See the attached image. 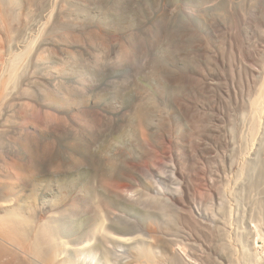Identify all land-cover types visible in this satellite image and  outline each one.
Returning <instances> with one entry per match:
<instances>
[{"label": "rangeland", "instance_id": "rangeland-1", "mask_svg": "<svg viewBox=\"0 0 264 264\" xmlns=\"http://www.w3.org/2000/svg\"><path fill=\"white\" fill-rule=\"evenodd\" d=\"M262 38L264 0H0V216L72 264H135L112 237L156 231L177 264H264Z\"/></svg>", "mask_w": 264, "mask_h": 264}, {"label": "bare ground", "instance_id": "bare-ground-1", "mask_svg": "<svg viewBox=\"0 0 264 264\" xmlns=\"http://www.w3.org/2000/svg\"><path fill=\"white\" fill-rule=\"evenodd\" d=\"M263 39V38H262ZM264 40V39H263ZM261 45V44H260ZM253 47V46H252ZM249 50V49H248ZM257 55H261V54H257ZM247 56H248V54H247ZM262 56H263V54H262ZM261 57V56H260ZM248 58V57H247ZM251 62V61H250ZM262 62V61H261ZM258 64H260V62L258 63ZM245 65V64H244ZM252 66V65H251ZM256 66V65H255ZM249 67V66H248ZM258 67V66H257ZM252 68H253V66H252ZM260 69H261V67H260ZM262 70V73H260V74H262L261 76H262V78H263V80H261V82L258 84V86H256V89H255V92H253L254 94H253V97L251 98H249L248 100H245V101H247V102H245L244 104L243 103H241V104H243L244 106V109L245 110H247L249 113H250V115H251V118H252V122L255 124V122H258L259 120H260V117H261V113L263 114V112H264V67H263V69H261ZM254 71V70H253ZM215 72V71H214ZM217 72V71H216ZM215 72V73H216ZM219 73V72H218ZM256 73V72H255ZM258 73V74H259ZM259 74V75H260ZM210 75V74H209ZM214 75V74H213ZM224 76V75H223ZM256 76V75H255ZM257 77V76H256ZM208 78V77H207ZM223 78V77H222ZM221 77H219V76H213V78H211L210 79V81L208 82V84L211 86V87H215L219 92H217V93H219V95H218V97L219 96H221V94L222 93H224V89H223V86L220 84V80L222 79ZM258 78H259V76H258ZM258 78H257V80H258ZM223 79H226V77H224ZM223 82H224V80H223ZM225 86V85H224ZM253 86V85H252ZM210 87V88H211ZM209 88V89H210ZM226 88V87H225ZM228 88V87H227ZM211 89H213V88H211ZM248 89V88H247ZM228 90V89H227ZM211 92H213V91H211ZM228 92V91H227ZM247 92V91H246ZM214 93V92H213ZM212 93V94H213ZM250 93V92H249ZM244 94V93H243ZM248 94V93H247ZM207 95V94H206ZM216 95V94H215ZM226 95V94H225ZM229 95V94H228ZM251 96V95H250ZM216 97V96H215ZM217 97V98H218ZM226 97V96H225ZM245 97H246V95H245ZM216 98V99H217ZM220 98H222V97H220ZM229 98V97H228ZM223 99H224V97H223ZM222 99V100H223ZM226 99V98H225ZM244 99V98H243ZM246 99H247V97H246ZM227 100V99H226ZM234 100H236V99H234ZM233 99H232V101H234ZM231 101V102H232ZM216 102V101H215ZM221 102V101H220ZM223 102V101H222ZM221 102V103H222ZM228 102V101H227ZM226 102V103H227ZM235 102H237V101H235ZM235 102H234V104H235ZM240 102V101H239ZM211 103V102H210ZM220 103V104H221ZM226 103H225V105H226ZM228 103H230V100H229V102ZM219 104V103H218ZM217 104V105H218ZM224 104V103H223ZM239 104V103H238ZM209 105V104H208ZM207 105V106H208ZM212 105V104H211ZM214 105V104H213ZM222 105V104H221ZM220 105V106H221ZM240 105V104H239ZM205 106V105H204ZM224 106V105H223ZM228 106H230V105H228ZM234 106V105H233ZM213 107H215V106H212V109H213ZM242 107V106H241ZM208 108V107H207ZM235 108V107H234ZM237 108V107H236ZM221 109V108H220ZM206 110V109H205ZM231 110H232V108H231ZM207 111V110H206ZM210 111V110H209ZM216 111H217V109H216ZM239 111V110H238ZM241 111V110H240ZM211 112V111H210ZM222 112V111H221ZM230 112H233V110L232 111H230ZM209 113V112H208ZM216 113H218V112H216ZM242 113H243V109H242ZM219 114V113H218ZM230 114V113H229ZM233 114V113H232ZM231 114V115H232ZM246 114V113H245ZM244 114V115H245ZM211 115V114H210ZM213 115V114H212ZM239 115V114H238ZM238 115H237V117H238ZM219 117L218 115H216L215 114V117ZM239 116H241V115H239ZM243 116V115H242ZM247 116H249V115H247ZM228 117V116H227ZM226 117V118H227ZM240 118V117H239ZM238 118V119H239ZM246 118V117H245ZM248 118V117H247ZM263 118V117H262ZM219 119V118H218ZM221 119V118H220ZM230 119V118H229ZM232 119H233V117H232ZM242 119V118H241ZM240 119V120H241ZM244 119V118H243ZM243 119H242V121H243ZM216 120V119H215ZM231 121V120H230ZM228 122H229V120H228ZM264 122V121H263ZM227 123V122H226ZM226 123H225V125H226ZM236 122H234V124H235ZM243 123V122H242ZM241 123V124H242ZM251 122H249L248 124H250ZM262 123V122H261ZM239 124H240V122H239ZM259 124V123H258ZM228 125V124H227ZM231 125V124H230ZM232 125H233V122H232ZM247 125V124H246ZM245 125V126H246ZM257 125V124H256ZM263 125V124H262ZM224 126V125H223ZM244 126V125H243ZM248 126V125H247ZM213 127V126H212ZM227 127V126H226ZM231 127V126H230ZM237 127V126H236ZM241 127V126H240ZM239 127V128H240ZM249 127H250V125H249ZM259 127H260V125H259ZM264 127V126H263ZM211 128V127H210ZM222 128V127H221ZM238 128V127H237ZM245 129H246V127H244ZM255 128V127H254ZM224 129V128H223ZM236 129V128H235ZM241 129V128H240ZM244 129V130H245ZM213 130V129H212ZM225 130V129H224ZM226 130H228V127H227V129ZM233 130V129H232ZM248 130V129H247ZM264 130V129H263ZM262 130V131H263ZM217 131V130H216ZM220 131H222V130H220ZM228 131H230V130H228ZM241 131V130H240ZM256 131V130H255ZM213 132L214 131H212V134H213ZM233 132V131H232ZM231 132V133H232ZM235 132V131H234ZM246 132V131H245ZM215 133V132H214ZM220 133V132H219ZM228 133H230V132H227V134ZM236 133V132H235ZM242 133H243V131H242ZM218 134V133H217ZM221 134H223V133H221ZM224 134H226L225 132H224ZM233 134V133H232ZM232 134H229V136H231ZM239 134V133H238ZM247 134V133H246ZM215 135V134H214ZM245 135V134H244ZM237 136V135H236ZM216 137V136H215ZM222 137V136H221ZM235 137V136H234ZM220 138V137H219ZM256 138V137H255ZM261 138V137H260ZM224 139V138H223ZM248 139H249V134H248ZM257 139H259L258 137H257ZM262 139V138H261ZM216 140V139H215ZM224 140H226V139H224ZM242 140H244V139H242ZM246 140H247V137H246ZM246 140H244V141H246ZM219 141H220V139H219ZM243 141V142H244ZM250 141V140H249ZM257 141V140H256ZM221 142V141H220ZM239 142V141H238ZM247 142H248V140H247ZM254 142V141H253ZM262 142H264L263 140H262ZM207 143V142H206ZM219 143V142H218ZM245 143V142H244ZM251 143V142H250ZM249 143V144H250ZM260 144L258 145L257 144V146H261V148H260V152H262L263 150H262V145H263V143H261V142H259ZM212 144V143H211ZM210 144V145H211ZM222 144V143H221ZM231 144H233V143H231ZM243 144V143H242ZM230 145V144H229ZM237 145V144H236ZM241 145V144H240ZM253 145V144H252ZM222 146V145H221ZM212 147V146H211ZM216 147V146H215ZM228 147V146H227ZM226 147V145H225V148H227ZM238 147H239V145H238ZM241 147V146H240ZM229 148H231L230 146H229ZM242 148V147H241ZM245 148V147H244ZM254 148V147H253ZM252 148V149H253ZM264 148V147H263ZM210 149V148H209ZM213 148H211V150H212ZM221 149V148H220ZM254 149H259V148H254ZM214 151H216L215 149H213ZM219 150V149H218ZM222 150V149H221ZM220 150V151H221ZM206 151H208V150H205V151H203V152H206ZM223 151V150H222ZM228 151V150H227ZM231 151H233V150H231ZM236 151H238V150H236ZM235 151V152H236ZM241 151V150H240ZM211 152V151H210ZM217 152V151H216ZM224 152H226V151H224ZM214 153V152H213ZM234 153V152H233ZM218 154H219V152H218ZM238 154H240V153H238ZM175 155V154H174ZM214 155V154H213ZM224 155V154H223ZM233 155V154H232ZM245 155V154H244ZM206 156V155H205ZM219 156V155H218ZM229 156L231 157V155L229 154ZM235 156H237V153H236V155ZM240 156V155H239ZM252 156V155H251ZM203 157V156H202ZM217 157V155L215 156V158ZM226 157V156H225ZM253 157V156H252ZM204 158V157H203ZM214 158V159H215ZM218 158V157H217ZM232 158V157H231ZM249 158V157H248ZM208 159H212V157L211 158H208ZM207 158H205V160H208ZM247 159V158H246ZM220 160V159H219ZM209 161V160H208ZM208 161H207V163H208ZM213 161V160H212ZM214 161H217V160H214ZM225 161V160H224ZM227 161H229V160H227ZM235 161V160H234ZM234 161H233V163H234ZM260 161V160H259ZM230 162V161H229ZM178 163V162H177ZM212 163H214V162H212ZM216 163V165H217V162H215ZM214 163V164H215ZM225 163V162H224ZM235 163H236V161H235ZM210 164V163H209ZM222 164V163H221ZM259 164V163H258ZM212 165V164H211ZM256 165V164H255ZM213 166H215V165H213ZM213 166H211V167H213ZM239 166V165H238ZM236 167V168H239V167ZM263 166V165H262ZM210 167V168H211ZM264 167V166H263ZM211 169H213V168H211ZM215 169H216V166H215ZM218 169V168H217ZM173 170V169H172ZM177 169H175L174 171H176ZM234 170V169H233ZM237 170V169H236ZM257 170V169H256ZM212 171V170H211ZM245 172V171H244ZM217 173V172H216ZM232 173V172H231ZM172 175V174H171ZM223 175V174H222ZM177 176L178 177H180L179 179H184V181H186L185 180V178H182V175H180L179 173H177ZM183 176H185V175H183ZM212 175H210V177H211ZM242 176V175H241ZM240 176V177H241ZM176 177V176H175ZM238 177V176H237ZM239 177V178H240ZM258 177H259V175H258ZM167 178V177H166ZM174 178V177H173ZM177 178V177H176ZM238 178V179H239ZM259 178H261V176L259 177ZM235 179V178H234ZM241 179V178H240ZM239 179V180H240ZM170 180V179H169ZM178 181V180H177ZM183 181V180H182ZM218 181V180H217ZM236 181H237V179H236ZM208 182V181H207ZM210 182H211V180H210ZM212 182H214V181H212ZM216 182V181H215ZM209 183V182H208ZM242 183V182H241ZM261 183V182H260ZM182 184V183H181ZM187 184V183H186ZM186 184H185V186H186ZM212 184V186H213V183H211ZM253 184V183H252ZM216 185H217V183H216ZM260 185V184H259ZM177 186H179V185H177ZM218 186V185H217ZM182 187H183V185H182ZM248 187V186H247ZM178 188V187H177ZM187 188V187H186ZM221 188V187H220ZM213 189V188H212ZM215 190H216V187L214 188ZM187 190H188V188H187ZM213 191V192H218V190L217 191ZM225 190V189H224ZM221 191V190H220ZM219 191V192H220ZM257 191V190H256ZM174 192H175V190H174ZM212 192V191H211ZM210 193V192H209ZM224 193V192H223ZM262 193V192H261ZM175 194H178V193H176L175 192ZM217 194V193H216ZM189 195V194H188ZM177 196V195H176ZM186 196H187V193H186ZM195 196V195H194ZM172 199H173V202H175L174 200H176L175 198L176 197H174V194H172L171 196H170ZM188 197V196H187ZM208 197H211L210 196V194H208ZM215 197V196H214ZM216 197H217V195H216ZM220 198L222 197L221 195L219 196ZM224 197H225V195H224ZM255 197V196H254ZM177 198H178V196H177ZM189 198V197H188ZM151 199V198H150ZM207 199V198H206ZM212 199V198H211ZM261 199H262V197H261ZM221 200V199H220ZM185 201V200H184ZM212 201V200H211ZM217 201H219V200H217ZM173 202H171V203H173ZM178 202H180V201H178ZM177 202V203H178ZM190 202H192L191 201V199H190ZM184 203V202H183ZM187 203H188V201H187ZM223 203V202H222ZM253 203V202H252ZM174 204V203H173ZM181 204H182V202H181ZM180 204V205H181ZM194 204V203H193ZM208 204V203H207ZM213 204V203H212ZM261 204H263V203H261ZM12 205V204H11ZM9 203H6V202H0V211H6V213H8L9 211H10V206H11ZM164 205V203L162 204V206ZM184 205V204H183ZM186 205V204H185ZM184 205V206H185ZM173 206H175V208H177V204L176 205H173ZM172 206V207H173ZM182 206V205H181ZM190 206V205H189ZM188 206V207H189ZM218 206V205H217ZM164 207H166L165 205H164ZM168 208H170V207H168ZM174 208V207H173ZM186 208H187V206H186ZM212 208V207H211ZM181 209V208H180ZM262 209H263V207H262ZM261 209V210H262ZM165 210H166V208H165ZM177 210V209H176ZM178 211V210H177ZM257 212V211H256ZM5 213V212H4ZM172 213V212H171ZM203 213V212H202ZM252 213V212H251ZM175 214V213H174ZM199 214V213H198ZM169 215V214H168ZM171 216V215H170ZM175 216V218H176V216L177 215H174ZM213 216V215H212ZM224 216V215H223ZM172 217V216H171ZM178 217V216H177ZM200 218V217H199ZM202 218V217H201ZM211 218V217H210ZM242 218V217H241ZM264 218V217H263ZM261 219V218H260ZM167 220V219H166ZM174 220V218H171V221H173ZM180 220V219H179ZM205 220V219H204ZM243 220V219H242ZM246 220V219H245ZM200 221V220H199ZM263 222H264V220H262ZM223 222V221H222ZM178 223V222H177ZM183 223V222H182ZM202 223V222H201ZM215 223V222H214ZM217 223H218V221H217ZM224 223V222H223ZM253 223V222H252ZM207 224V223H206ZM205 224V225H206ZM226 224V223H225ZM204 225V226H205ZM209 225V224H208ZM230 225V224H229ZM258 225V224H257ZM259 225H260V223H259ZM264 225V224H263ZM223 226H224V224H223ZM261 226V225H260ZM241 227V226H240ZM263 227V226H262ZM173 228V227H172ZM171 228V229H172ZM177 228V227H176ZM231 228V227H230ZM25 229V228H24ZM40 229V228H39ZM157 229V228H156ZM199 229V228H198ZM221 229V228H220ZM224 229H226L225 227H224ZM21 229L17 226V221H13V220H8V219H6V218H2L1 216H0V264H72L68 259H67V255H69V254H66V251H67V247H66V245H65V243H63V242H61V241H56V240H54L53 238H52V235L50 234V233H48L47 231H44V230H36V233L34 234V236L31 234L32 232H34L33 230H30L31 231V233H30V235H32L31 237V239H27L26 238V231H24L23 229H22V231H20ZM26 230H29V229H27L26 228ZM158 230V229H157ZM174 230H175V228H174ZM174 230H172V231H174ZM204 230V229H203ZM24 231V232H23ZM225 231V230H224ZM228 231V230H227ZM226 231V232H227ZM231 231V230H230ZM261 231V230H260ZM23 232V233H22ZM157 232V231H156ZM155 232V234H148V235H145V236H136L134 239H132V240H130L129 238H126V237H116V236H114V237H112V239L114 240H117L118 242H120V243H130V242H132V241H135V242H137L136 244H138V243H140L141 245H138V247H137V249H136V247H134L135 249H136V254H135V257H133V258H135V264H177L178 263V260L176 259V257H171L170 259H166V258H162V257H157V255L155 256V253L151 250V247H153V246H155V245H157L158 243H161L160 242V240H159V238H160V236L159 235H163V234H159V233H161V232H159L158 233V235H157V233ZM163 232V231H162ZM167 232H170V231H167ZM177 231L175 230V232L173 233L174 235H175V233H176ZM183 232V231H182ZM220 232V231H219ZM233 232V231H232ZM249 232V231H248ZM172 233V232H171ZM180 233V232H179ZM225 233V232H224ZM223 233V234H224ZM261 233H262V231H261ZM260 233V235H262ZM172 234V235H173ZM215 234V233H214ZM222 234V233H221ZM263 235H264V232H263ZM166 236V235H165ZM222 236V235H221ZM252 236V235H251ZM259 236V232H258V234H257V237ZM167 237V236H166ZM170 237L171 238H173L172 236H171V234H170ZM176 237V236H175ZM239 237V236H238ZM247 237V236H246ZM261 237V236H260ZM262 237H264V236H262ZM163 238H164V240L166 241H169V242H174L175 240L174 239H170L169 238V235H168V237L165 239V237L163 236ZM237 239V238H236ZM264 239V238H263ZM215 240V239H214ZM225 240V239H224ZM238 240V239H237ZM162 241V240H161ZM178 241V240H177ZM219 241V240H218ZM263 241V240H262ZM176 242V241H175ZM227 242H228V240H227ZM237 242V241H236ZM240 242V241H239ZM166 243H168V242H166ZM230 243V242H229ZM264 243V242H263ZM165 244V243H164ZM176 244H178V243H176ZM182 244V243H181ZM170 245H173V244H170ZM195 245V244H194ZM200 245V244H199ZM202 245H204V244H202ZM232 245V244H231ZM239 245V244H238ZM161 246V245H160ZM168 246V245H167ZM197 246V245H196ZM195 246V247H196ZM208 246V245H207ZM210 246V245H209ZM237 246V245H236ZM240 246V245H239ZM194 247V248H195ZM177 248H178V246H177ZM79 249H81V248H79ZM134 249V250H135ZM195 249H197V248H195ZM198 249H200V248H198ZM208 249V248H207ZM222 249V248H221ZM226 249H228V248H226ZM235 249V248H234ZM248 249V248H247ZM246 249V250H247ZM252 249V248H251ZM133 250V251H134ZM223 250V249H222ZM241 250H243V249H241ZM241 250H240V252H241ZM76 251L77 250H75V253H76ZM158 251V250H157ZM205 251V250H204ZM79 252V251H78ZM81 252H83V251H81ZM80 252V253H81ZM219 252V251H218ZM223 252V251H222ZM232 251H230L229 250V253H231ZM236 252H237V250H236ZM254 252V251H253ZM85 253V252H84ZM227 253V252H226ZM250 253V252H249ZM77 254V253H76ZM82 254V253H81ZM158 255H159V253H157ZM219 254V253H218ZM222 254V253H221ZM220 254V255H221ZM232 255H233V253H231ZM231 254H225V256H224V254H223V256H224V259L226 260V262H225V264L227 263V264H236L237 263V261H235V258L233 259V257H232V255ZM252 254V253H251ZM262 254V253H261ZM160 255H162V254H160ZM159 255V256H160ZM243 255L244 254H242V257H243ZM70 256V255H69ZM237 256V255H236ZM235 256V257H236ZM240 256V255H239ZM247 256L248 255H246V257L244 258H241V256H240V258H241V261L240 262H242V264H251V262L249 261V259L250 258H252V257H250V256H248V258H247ZM77 257V256H76ZM219 257V256H218ZM256 257V256H255ZM70 258V257H69ZM83 259V261L84 260H86L88 257L85 255V254H83V257H82ZM89 258H91V256L89 257ZM88 258V259H89ZM132 258V257H131ZM238 258V257H237ZM240 258H238L239 260H240ZM254 258V257H253ZM73 259V261L72 262H74V257L72 258ZM264 259V258H263ZM76 260V259H75ZM78 260V259H77ZM76 260V261H77ZM187 260V259H186ZM200 260V259H199ZM88 261V260H87ZM86 262V261H85ZM106 262V261H105ZM79 263H81V261L79 262ZM131 263H133V262H131ZM74 264H75V262H74ZM77 264H78V261H77ZM82 264V263H81ZM196 264V263H195ZM217 264V263H216ZM241 264V263H240ZM252 264H254L253 262H252ZM261 264H263V263H261Z\"/></svg>", "mask_w": 264, "mask_h": 264}]
</instances>
